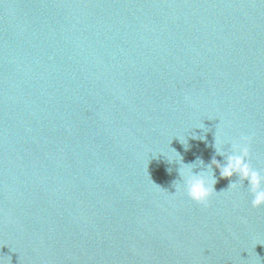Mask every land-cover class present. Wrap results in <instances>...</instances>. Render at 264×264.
<instances>
[{
    "label": "water",
    "instance_id": "1",
    "mask_svg": "<svg viewBox=\"0 0 264 264\" xmlns=\"http://www.w3.org/2000/svg\"><path fill=\"white\" fill-rule=\"evenodd\" d=\"M215 135L264 171V0H0V264H264L247 180L175 194Z\"/></svg>",
    "mask_w": 264,
    "mask_h": 264
},
{
    "label": "clouds",
    "instance_id": "2",
    "mask_svg": "<svg viewBox=\"0 0 264 264\" xmlns=\"http://www.w3.org/2000/svg\"><path fill=\"white\" fill-rule=\"evenodd\" d=\"M200 139H204V137H200ZM251 140V135L241 136L239 141L222 140L215 135L213 147L217 155L225 156L224 163H220L213 157L208 165H204L201 160L185 164L179 153L172 150L175 158L166 157L169 163L175 161L179 165L177 171L180 179L173 182L175 194L182 192L195 204L207 207L210 198L217 194L214 189V185L217 183V178L213 173V167H215L219 171L220 178H231L233 174L239 177L238 181L229 182L227 190H222L219 193L237 192L243 181L247 180L251 207L253 209L264 207V171L254 168L250 162ZM184 142L186 141L184 140ZM225 144L230 145V153H225ZM198 167L201 168V171L194 173L193 169Z\"/></svg>",
    "mask_w": 264,
    "mask_h": 264
}]
</instances>
